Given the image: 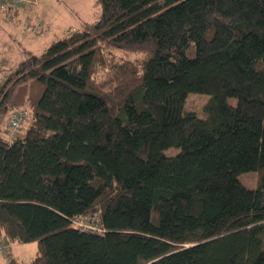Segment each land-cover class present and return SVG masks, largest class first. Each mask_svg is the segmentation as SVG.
Instances as JSON below:
<instances>
[{
    "label": "trees",
    "instance_id": "trees-1",
    "mask_svg": "<svg viewBox=\"0 0 264 264\" xmlns=\"http://www.w3.org/2000/svg\"><path fill=\"white\" fill-rule=\"evenodd\" d=\"M97 4L0 80V238L30 264H264V0Z\"/></svg>",
    "mask_w": 264,
    "mask_h": 264
},
{
    "label": "rangeland",
    "instance_id": "rangeland-1",
    "mask_svg": "<svg viewBox=\"0 0 264 264\" xmlns=\"http://www.w3.org/2000/svg\"><path fill=\"white\" fill-rule=\"evenodd\" d=\"M94 1L46 0L43 4L42 0H40L41 5L43 4V8L49 11V17H52L50 18V21L49 19H45L46 25L43 20H40L39 23L37 22V19L35 21L34 16H31L32 20L26 21L25 19H20L21 21H16V19L11 20V18H6L2 15L7 14L11 10H22L21 12L26 14L29 12H25L24 10L33 12L35 10L37 11V8L31 10L12 8L7 12L0 9V15H2L0 16V58H9L7 60L0 61V80L7 75L9 72L8 68L16 66L20 60H23L28 56V53L40 55L54 41L66 36L69 29H79L85 22L95 20L97 15L100 13V7L98 4L94 5ZM47 21L50 23H47ZM10 45H13L14 48L17 49L15 53L7 50ZM106 53L114 58L126 60H134L142 56L139 52L119 48H107ZM208 99L209 96L207 95L196 93L190 94L187 97L184 111L195 112L199 116L204 117V106ZM230 101L235 103L234 99H231ZM8 120L7 116L3 128L7 127V137L10 138L9 135L11 134L9 130L10 126H8L7 123ZM23 123L24 126H27L29 119L26 118ZM21 129L17 132L19 133L18 135L23 133ZM12 136L13 135H11V137ZM179 152L180 149L178 148H170L165 151V154L167 156H176ZM240 181L247 188L255 189L258 185V174L256 172L245 173L240 176ZM11 247L12 250L10 256L15 258L21 264H30L38 251V244L35 242L28 244L13 243ZM5 261H7V259Z\"/></svg>",
    "mask_w": 264,
    "mask_h": 264
},
{
    "label": "built area",
    "instance_id": "built-area-1",
    "mask_svg": "<svg viewBox=\"0 0 264 264\" xmlns=\"http://www.w3.org/2000/svg\"><path fill=\"white\" fill-rule=\"evenodd\" d=\"M38 6L37 0H0V9L4 12L9 11L12 8L16 9H35ZM28 111L18 110L12 113L10 117V134L15 135V133L24 124L26 118H28ZM98 216L92 215L88 217H78L74 226L77 229L90 233H103L104 230L102 226L97 222ZM10 251V244L7 240L2 237L0 238V255L8 254Z\"/></svg>",
    "mask_w": 264,
    "mask_h": 264
},
{
    "label": "crops",
    "instance_id": "crops-1",
    "mask_svg": "<svg viewBox=\"0 0 264 264\" xmlns=\"http://www.w3.org/2000/svg\"><path fill=\"white\" fill-rule=\"evenodd\" d=\"M44 1L46 2V0H42L43 4H44ZM43 4L41 5L40 0H38L37 11L35 10V11L32 12V11L24 10L25 12H29V13H26V14L21 12L22 10L21 11L11 10L10 12L7 13V15L6 14H2V13L1 14L4 15V17H6V18H11V20L16 19V21H21L22 19H25L26 21L32 20L31 16H34L35 21L37 19V22L39 23L40 20H43V21H45V25H46V20L49 19V21H50V18H52V17H49V11L47 9L43 8ZM94 5H97V1H94ZM45 7H47V6H45ZM60 14H61V12H60ZM2 15H0V16H2ZM97 17H98V15H97ZM49 21H47V23H50ZM85 23H88V22H85ZM71 30H74V29H69V31H71ZM41 33H42V31H41ZM41 33H39V34H41ZM7 50L12 52V53H15L17 51V49H15L13 45H10V47ZM11 250H12V247L10 245L9 253L0 255V264H5L10 258H12V256H10ZM6 259H7V261H5Z\"/></svg>",
    "mask_w": 264,
    "mask_h": 264
}]
</instances>
